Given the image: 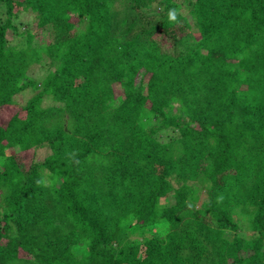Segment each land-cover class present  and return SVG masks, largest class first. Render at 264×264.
<instances>
[{"label": "trees", "instance_id": "1", "mask_svg": "<svg viewBox=\"0 0 264 264\" xmlns=\"http://www.w3.org/2000/svg\"><path fill=\"white\" fill-rule=\"evenodd\" d=\"M0 264H264V0H0Z\"/></svg>", "mask_w": 264, "mask_h": 264}, {"label": "rangeland", "instance_id": "2", "mask_svg": "<svg viewBox=\"0 0 264 264\" xmlns=\"http://www.w3.org/2000/svg\"><path fill=\"white\" fill-rule=\"evenodd\" d=\"M18 18H16L17 21L23 23V27H32L33 25V14L28 11V10H21L20 13L18 14L17 16ZM42 73V70H40L39 66L38 65H33L32 66V70H30V75L33 76V77H39ZM30 95V92H27L25 94V97H29ZM52 102L49 101V100H44V105L46 104H51ZM14 109V107H5L4 108V115L3 117L4 118H7L9 117L10 113L12 112V110ZM162 139H165V138H162ZM23 155V157L25 158L26 155L25 154H21ZM47 155V149H44V148H40L36 151V161H42ZM203 183H206V181H204ZM240 227H241V230L240 232L243 233L244 235L246 236H251V230L250 228L248 227V222L246 219H243V220H240Z\"/></svg>", "mask_w": 264, "mask_h": 264}, {"label": "clouds", "instance_id": "3", "mask_svg": "<svg viewBox=\"0 0 264 264\" xmlns=\"http://www.w3.org/2000/svg\"><path fill=\"white\" fill-rule=\"evenodd\" d=\"M168 18H169L170 21H173V22L176 21V19H177V12H176L175 9H172V10L169 11Z\"/></svg>", "mask_w": 264, "mask_h": 264}]
</instances>
